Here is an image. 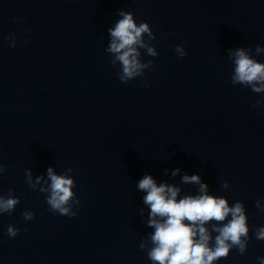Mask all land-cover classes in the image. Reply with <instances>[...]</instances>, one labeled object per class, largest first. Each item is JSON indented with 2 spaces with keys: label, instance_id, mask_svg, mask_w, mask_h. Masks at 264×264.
<instances>
[{
  "label": "water",
  "instance_id": "water-1",
  "mask_svg": "<svg viewBox=\"0 0 264 264\" xmlns=\"http://www.w3.org/2000/svg\"><path fill=\"white\" fill-rule=\"evenodd\" d=\"M119 10L150 25L158 52L141 49L154 66L128 83L105 50ZM257 45L264 0H0V194L11 189L20 200L0 215V264H152L139 247L154 231L137 188L145 174L181 188L178 199L198 193L182 181L195 174L229 206L243 202L247 250L214 264H259L264 104L252 105L264 94L234 86L228 59L229 49L244 47L264 63ZM48 167L74 170L76 217L49 211L46 194L25 182L26 170L35 181L47 179ZM10 224L20 229L14 238L4 235Z\"/></svg>",
  "mask_w": 264,
  "mask_h": 264
},
{
  "label": "clouds",
  "instance_id": "clouds-1",
  "mask_svg": "<svg viewBox=\"0 0 264 264\" xmlns=\"http://www.w3.org/2000/svg\"><path fill=\"white\" fill-rule=\"evenodd\" d=\"M117 15L120 19L115 22L114 27L108 29L109 44L105 50L113 57L111 64L120 66L117 78L122 83H128L153 68V60H142L141 49L148 56L157 57V49L152 44L156 36L147 22L138 24L133 13L119 10ZM5 39L10 48L16 46L14 33ZM175 51L180 57L187 54L180 45L176 46ZM255 54H264V47L257 45ZM228 59L234 65L231 77L234 86L243 85L254 93L264 94V63L253 58L251 48L229 49ZM261 104H264V98L256 100L252 108ZM5 171V166L0 164V174ZM73 171L68 168L58 175L52 167H48L47 179L37 176L34 181L31 171L26 170L25 182L32 191L38 190L46 194L49 211L73 218L78 214L73 210L74 206L80 205V200L73 191L77 186L70 175ZM179 173L180 169L177 168L172 175ZM182 181L184 184L198 185V193L178 199L181 188L167 183L158 185L148 174L137 183L138 190L146 193L143 202L149 208L147 226L154 229L145 240H141L139 247L147 250L152 264H214L227 258L232 249H237L243 255L252 238L244 203L237 201L229 206L225 197L209 194L208 185L202 182L199 175L185 174ZM222 187L228 189L230 186L225 181ZM19 203V198L11 189L6 194H0V215H11ZM256 207L264 212V205L260 200L256 201ZM140 211L143 215L144 209ZM22 216L26 221L35 219L31 211H24ZM19 232V228L10 224L4 235L14 238ZM254 236L257 240L264 241V226L255 228ZM256 259L259 264H264V257Z\"/></svg>",
  "mask_w": 264,
  "mask_h": 264
}]
</instances>
